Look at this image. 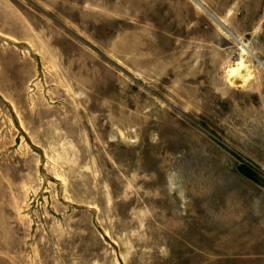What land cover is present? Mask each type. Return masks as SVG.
<instances>
[{
    "label": "rangeland",
    "instance_id": "rangeland-1",
    "mask_svg": "<svg viewBox=\"0 0 264 264\" xmlns=\"http://www.w3.org/2000/svg\"><path fill=\"white\" fill-rule=\"evenodd\" d=\"M0 264H264V0H0Z\"/></svg>",
    "mask_w": 264,
    "mask_h": 264
},
{
    "label": "bare ground",
    "instance_id": "bare-ground-1",
    "mask_svg": "<svg viewBox=\"0 0 264 264\" xmlns=\"http://www.w3.org/2000/svg\"><path fill=\"white\" fill-rule=\"evenodd\" d=\"M243 68H245V67H243L242 61H239L237 66H234V67L230 68L229 69V78H230V80L232 78H234L236 75H238L243 70Z\"/></svg>",
    "mask_w": 264,
    "mask_h": 264
},
{
    "label": "crops",
    "instance_id": "crops-1",
    "mask_svg": "<svg viewBox=\"0 0 264 264\" xmlns=\"http://www.w3.org/2000/svg\"><path fill=\"white\" fill-rule=\"evenodd\" d=\"M214 17V16H213ZM215 18V17H214ZM217 21H220L219 19L215 18ZM221 22V21H220ZM222 23V22H221ZM220 24V23H219ZM223 24V23H222ZM221 25V24H220ZM224 25V24H223ZM222 26V25H221ZM225 28V27H224Z\"/></svg>",
    "mask_w": 264,
    "mask_h": 264
},
{
    "label": "water",
    "instance_id": "water-1",
    "mask_svg": "<svg viewBox=\"0 0 264 264\" xmlns=\"http://www.w3.org/2000/svg\"><path fill=\"white\" fill-rule=\"evenodd\" d=\"M223 27H225L220 21H218Z\"/></svg>",
    "mask_w": 264,
    "mask_h": 264
},
{
    "label": "trees",
    "instance_id": "trees-1",
    "mask_svg": "<svg viewBox=\"0 0 264 264\" xmlns=\"http://www.w3.org/2000/svg\"><path fill=\"white\" fill-rule=\"evenodd\" d=\"M248 173V172H247ZM248 175H250L249 173H248Z\"/></svg>",
    "mask_w": 264,
    "mask_h": 264
},
{
    "label": "built area",
    "instance_id": "built-area-1",
    "mask_svg": "<svg viewBox=\"0 0 264 264\" xmlns=\"http://www.w3.org/2000/svg\"><path fill=\"white\" fill-rule=\"evenodd\" d=\"M227 71H228V69H227Z\"/></svg>",
    "mask_w": 264,
    "mask_h": 264
}]
</instances>
